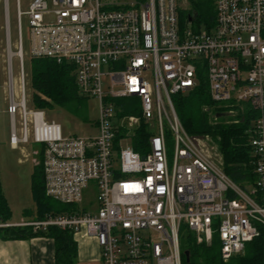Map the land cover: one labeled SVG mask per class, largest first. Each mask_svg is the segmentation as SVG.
I'll list each match as a JSON object with an SVG mask.
<instances>
[{
	"label": "built area",
	"instance_id": "built-area-1",
	"mask_svg": "<svg viewBox=\"0 0 264 264\" xmlns=\"http://www.w3.org/2000/svg\"><path fill=\"white\" fill-rule=\"evenodd\" d=\"M182 1L35 0L23 12L21 0H16L20 100L10 60L11 146H41L36 155L44 153L49 198L76 207L93 184L97 208L16 225L0 222V228L31 227L37 233L57 227L73 235L84 233L99 245L96 264H183L184 229L198 243H210L218 233L225 261L261 236L264 0H215L211 30L194 28L188 17L183 26ZM24 17L32 57L73 65L80 95L98 101V136L64 137L61 126L47 122L43 111L28 110ZM8 18L9 5L7 23ZM201 76L215 104L230 114L252 109L258 115L248 131L256 157L254 183L233 182L181 124L173 97L193 91ZM127 108L140 115H126ZM142 128L150 135L137 152L136 131Z\"/></svg>",
	"mask_w": 264,
	"mask_h": 264
},
{
	"label": "trees",
	"instance_id": "trees-1",
	"mask_svg": "<svg viewBox=\"0 0 264 264\" xmlns=\"http://www.w3.org/2000/svg\"><path fill=\"white\" fill-rule=\"evenodd\" d=\"M191 6L181 13V24L187 23L189 14L197 13L199 26L205 29L214 28L216 16L214 0H190ZM206 77L201 76L197 88L186 95H176L173 102L177 114L186 132L194 138H210L222 158L225 174L236 184L254 183L255 160L250 146L248 131L258 117L255 111L245 110L230 114L220 105L215 104L209 94ZM32 104L35 110L62 108L70 114L85 119L82 114L86 98L80 95L76 83L75 69L71 64H59L49 58H32ZM126 115H140L127 108ZM220 114H228L218 118ZM134 148L137 152L143 149L150 135L146 129L136 131ZM168 139L171 138L167 132ZM43 151L39 158L43 162ZM32 200L34 211L26 210L25 214L33 213L35 220H43L50 214L71 213L74 206L63 205L46 195L43 163L34 167L31 179ZM12 211L4 195L0 173V222L8 223ZM0 233L8 239H29L37 235L52 239L55 243L56 264H76L78 260V243L74 235L68 231L49 228L46 232H34L31 227L0 228ZM218 233L213 234L210 243H198L194 235L184 229L181 237L182 262L186 264L185 252L190 253L189 264H264V232L254 241L248 243L245 251L225 261L222 257V245Z\"/></svg>",
	"mask_w": 264,
	"mask_h": 264
},
{
	"label": "rangeland",
	"instance_id": "rangeland-1",
	"mask_svg": "<svg viewBox=\"0 0 264 264\" xmlns=\"http://www.w3.org/2000/svg\"><path fill=\"white\" fill-rule=\"evenodd\" d=\"M34 1L35 0H21L22 11H29L31 4ZM189 1L190 0L182 1L184 8H190L191 4ZM6 4L5 0H0V173L2 189L4 190L12 208V217H16L19 220L23 217V210L25 208L28 209L34 206L31 192L32 174L37 162H43L39 156L36 155V152H38L41 148L40 145H35L30 142L29 144L20 145L19 150L10 149L11 145L9 138L10 131L12 130V123L11 117L8 114L9 77L7 69L9 52L13 53L11 63L14 76L15 95L18 97V101L20 100L19 76L21 61L17 55L19 52L17 2L16 0H9V3L7 4L9 5L8 23L6 19ZM8 25L9 28H7ZM22 27L27 108L28 110H35L32 104V42L27 17L23 18ZM193 27L196 29L200 28L198 22H194ZM201 28L205 29L203 25H201ZM239 111L245 112L244 109H239ZM43 112L47 122H55L61 126L64 137L89 138L98 136L97 122L100 116L99 103L93 98L86 99L83 106L82 114H84L85 119L70 114L66 110L59 107L46 109ZM237 113L239 112L237 111ZM16 131L17 135L20 137L22 135V130L19 115L17 116ZM198 141L204 152L215 163L220 164L221 166L222 158L218 152L219 150H217V146L213 144L212 140L210 138H199ZM22 151H24V153H22ZM168 154L170 159H172L174 154L173 140L169 141ZM83 198V203L76 206L73 211L77 212L78 209L90 211L97 208V190L94 188L93 184H91L89 189L85 191ZM97 262L91 264H96ZM76 264L88 263L79 261L78 259Z\"/></svg>",
	"mask_w": 264,
	"mask_h": 264
},
{
	"label": "crops",
	"instance_id": "crops-1",
	"mask_svg": "<svg viewBox=\"0 0 264 264\" xmlns=\"http://www.w3.org/2000/svg\"><path fill=\"white\" fill-rule=\"evenodd\" d=\"M9 139L11 145V131ZM10 149L19 150L20 148L13 149L11 146ZM22 153H24V151H22ZM6 199L9 203L7 197ZM9 206L11 208L10 203ZM26 210H31L32 212L34 211V206L28 209L25 208L23 210V217L19 220L16 217H11L8 224L16 225L22 222L34 221V212L25 214ZM74 239L78 243L79 261L91 264L99 260V247L96 239H92L84 233L74 235ZM0 264H56L55 243L52 239L41 235H37L29 239L14 240L4 238V235L0 233Z\"/></svg>",
	"mask_w": 264,
	"mask_h": 264
},
{
	"label": "water",
	"instance_id": "water-1",
	"mask_svg": "<svg viewBox=\"0 0 264 264\" xmlns=\"http://www.w3.org/2000/svg\"><path fill=\"white\" fill-rule=\"evenodd\" d=\"M196 19H197V13L194 12V13L188 15V21L190 23H194L196 21ZM11 59L12 58H10V56H9L8 62H10ZM227 116H228V114H220V115H218V118H225ZM184 256H185L186 264H189L190 263V253L185 252Z\"/></svg>",
	"mask_w": 264,
	"mask_h": 264
},
{
	"label": "bare ground",
	"instance_id": "bare-ground-1",
	"mask_svg": "<svg viewBox=\"0 0 264 264\" xmlns=\"http://www.w3.org/2000/svg\"><path fill=\"white\" fill-rule=\"evenodd\" d=\"M12 55H13V53H12V52H9V56H10V58H12Z\"/></svg>",
	"mask_w": 264,
	"mask_h": 264
}]
</instances>
